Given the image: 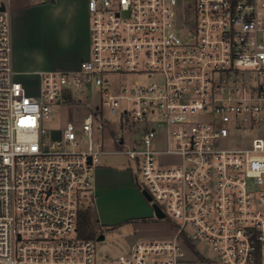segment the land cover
<instances>
[{
	"label": "built area",
	"instance_id": "2783aa9c",
	"mask_svg": "<svg viewBox=\"0 0 264 264\" xmlns=\"http://www.w3.org/2000/svg\"><path fill=\"white\" fill-rule=\"evenodd\" d=\"M87 8L90 57L37 85L15 77L0 10V264H264V0ZM120 74L140 78L111 89ZM62 106L81 111L49 129ZM109 139L125 148L104 149ZM114 152L136 162L140 190L174 226L101 260L79 212Z\"/></svg>",
	"mask_w": 264,
	"mask_h": 264
},
{
	"label": "rangeland",
	"instance_id": "374dc122",
	"mask_svg": "<svg viewBox=\"0 0 264 264\" xmlns=\"http://www.w3.org/2000/svg\"><path fill=\"white\" fill-rule=\"evenodd\" d=\"M2 1L6 3L7 9H9L11 3L45 2L44 0H0V4ZM68 1L73 4L71 6L84 2V0L48 1L50 7L47 10V15L51 16L50 20L52 18L57 20L64 14H71L67 10ZM139 78L138 76L126 74L112 76L110 78V88L122 87ZM89 93L92 95L93 105H102L104 98L97 87H93ZM80 111V107L62 106L58 109L56 118L46 121V127L49 129H62L66 121L72 119V116L74 118L76 113H80ZM104 113L107 114L106 108ZM110 134H116L112 127L106 130V135ZM97 135L95 133L94 137H97ZM103 148L120 150L125 147L118 148L109 139ZM100 165L110 169L111 181H108L107 178L104 181L102 180L95 193L97 199L95 200L94 193L91 192L84 203V208L89 213L90 229L94 232L92 239L95 241V253L99 259L116 257L128 251L130 246L138 239L165 238L172 234L174 226L172 219L168 215L164 218L157 217L146 198L137 190L139 189L137 178H140V175L136 162L132 158L121 152L102 154ZM101 235L104 238L99 239ZM199 246L205 254L212 253L207 244L202 243Z\"/></svg>",
	"mask_w": 264,
	"mask_h": 264
},
{
	"label": "crops",
	"instance_id": "0c3cea01",
	"mask_svg": "<svg viewBox=\"0 0 264 264\" xmlns=\"http://www.w3.org/2000/svg\"><path fill=\"white\" fill-rule=\"evenodd\" d=\"M45 2L11 3L12 65L15 77L28 85H37L41 73L53 69H77L90 57L91 35L87 0L71 6V14L54 20L48 16L50 4ZM73 1V0H72ZM58 116V115H57ZM110 169L96 168L93 193L106 178L111 181ZM140 194L141 190L137 189ZM94 200V201H95Z\"/></svg>",
	"mask_w": 264,
	"mask_h": 264
},
{
	"label": "trees",
	"instance_id": "16d2710c",
	"mask_svg": "<svg viewBox=\"0 0 264 264\" xmlns=\"http://www.w3.org/2000/svg\"><path fill=\"white\" fill-rule=\"evenodd\" d=\"M138 188L140 189L139 186ZM93 197H95L94 194H93ZM88 215H89L88 211L83 206L79 212L78 230L82 237L93 238L94 232L90 229Z\"/></svg>",
	"mask_w": 264,
	"mask_h": 264
},
{
	"label": "water",
	"instance_id": "95a60500",
	"mask_svg": "<svg viewBox=\"0 0 264 264\" xmlns=\"http://www.w3.org/2000/svg\"><path fill=\"white\" fill-rule=\"evenodd\" d=\"M5 9H6V4L4 1H2L0 4V10H5ZM89 160H90V158H89ZM141 193L148 201L151 200V196L146 190H142ZM151 207L154 209V213L157 217H159V218L165 217V213L160 209V207L156 203L151 204ZM102 238H104L103 235H101L99 237V239H102Z\"/></svg>",
	"mask_w": 264,
	"mask_h": 264
},
{
	"label": "flooded vegetation",
	"instance_id": "af4514ba",
	"mask_svg": "<svg viewBox=\"0 0 264 264\" xmlns=\"http://www.w3.org/2000/svg\"><path fill=\"white\" fill-rule=\"evenodd\" d=\"M147 200V199H146ZM148 201V200H147ZM148 203L151 205V202L150 201H148Z\"/></svg>",
	"mask_w": 264,
	"mask_h": 264
}]
</instances>
